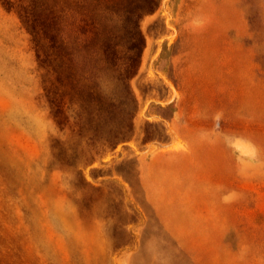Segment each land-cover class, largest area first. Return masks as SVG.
<instances>
[{"label": "rangeland", "instance_id": "1", "mask_svg": "<svg viewBox=\"0 0 264 264\" xmlns=\"http://www.w3.org/2000/svg\"><path fill=\"white\" fill-rule=\"evenodd\" d=\"M212 134L253 207L204 246L143 172ZM0 264H264V0H0Z\"/></svg>", "mask_w": 264, "mask_h": 264}, {"label": "crops", "instance_id": "2", "mask_svg": "<svg viewBox=\"0 0 264 264\" xmlns=\"http://www.w3.org/2000/svg\"><path fill=\"white\" fill-rule=\"evenodd\" d=\"M217 138L216 135H208L202 148L191 146L189 151L177 149L157 151L155 156H150L143 172V180L150 198V201L146 202L154 209L158 220L178 238L206 239L203 242L204 246L208 245V239L227 238L230 236L229 232L245 230L246 227L238 223L246 222L243 213L253 207V201L226 198V191L233 187L236 179L237 156L233 149L221 150ZM183 155L185 161L182 159ZM196 156L202 165L196 182L201 184L199 188L204 191V197L200 201L195 199L174 201L170 195L173 189L184 187L177 184L183 182L181 173H184L186 167L189 176L186 182L190 184L195 182V179H190L189 168L192 166L189 165V160L194 165ZM222 177L228 181L232 179L233 185L230 181L227 184L222 183ZM162 191L163 198L160 196ZM207 251L189 250L192 253Z\"/></svg>", "mask_w": 264, "mask_h": 264}]
</instances>
